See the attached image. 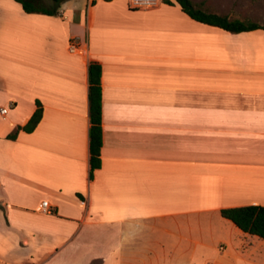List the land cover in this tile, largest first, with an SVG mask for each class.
<instances>
[{"label": "crops", "instance_id": "0c3cea01", "mask_svg": "<svg viewBox=\"0 0 264 264\" xmlns=\"http://www.w3.org/2000/svg\"><path fill=\"white\" fill-rule=\"evenodd\" d=\"M192 1L264 23L260 0ZM173 3L69 0L48 16L0 0V264H264V239L221 214L264 207V30L230 33ZM38 103V127L19 130Z\"/></svg>", "mask_w": 264, "mask_h": 264}, {"label": "trees", "instance_id": "16d2710c", "mask_svg": "<svg viewBox=\"0 0 264 264\" xmlns=\"http://www.w3.org/2000/svg\"><path fill=\"white\" fill-rule=\"evenodd\" d=\"M22 4L25 12L29 14H43L56 16L63 3L69 0H52L53 5L47 6L43 0H16ZM164 3L173 5L175 0H162ZM183 12L193 20L214 26L230 33H242L255 30H264V25L251 21L230 19L228 16L218 15L204 8V5H196L192 0H180L178 3ZM89 102H90V154L91 175L101 167V149L103 147L102 128V66L98 62H91L89 66ZM43 117V109L38 103V109L29 120L27 125L19 130L32 133L40 124ZM19 130L9 136L16 139ZM222 216L233 222L243 232L264 239V207L244 206L224 209Z\"/></svg>", "mask_w": 264, "mask_h": 264}, {"label": "built area", "instance_id": "2783aa9c", "mask_svg": "<svg viewBox=\"0 0 264 264\" xmlns=\"http://www.w3.org/2000/svg\"><path fill=\"white\" fill-rule=\"evenodd\" d=\"M70 51L72 53L80 52V44H79L78 41H73L71 43ZM7 112L8 111L6 109L0 111L1 115H5V114H7ZM42 209L48 214H53V210L51 209V207H50V205H49V203L47 201L43 203Z\"/></svg>", "mask_w": 264, "mask_h": 264}, {"label": "rangeland", "instance_id": "374dc122", "mask_svg": "<svg viewBox=\"0 0 264 264\" xmlns=\"http://www.w3.org/2000/svg\"><path fill=\"white\" fill-rule=\"evenodd\" d=\"M44 1V3L47 5V6H52L54 3H53V1L52 0H43ZM261 2H262V4H264V0H260ZM206 9V8H205ZM208 10V9H207ZM261 25H264V23L263 24H261Z\"/></svg>", "mask_w": 264, "mask_h": 264}, {"label": "snow or ice", "instance_id": "6c2138e0", "mask_svg": "<svg viewBox=\"0 0 264 264\" xmlns=\"http://www.w3.org/2000/svg\"><path fill=\"white\" fill-rule=\"evenodd\" d=\"M176 3H180V0H175Z\"/></svg>", "mask_w": 264, "mask_h": 264}]
</instances>
